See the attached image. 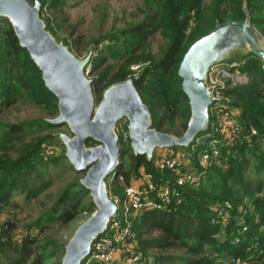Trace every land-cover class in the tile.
Returning <instances> with one entry per match:
<instances>
[{"label":"trees","instance_id":"obj_1","mask_svg":"<svg viewBox=\"0 0 264 264\" xmlns=\"http://www.w3.org/2000/svg\"><path fill=\"white\" fill-rule=\"evenodd\" d=\"M50 1L51 8L61 5L60 0ZM145 2V18L138 24L123 30L125 33L133 32L136 36L133 44L121 52L125 60L112 76L105 71V74L93 80L92 85L97 90L100 87L106 90L115 83L128 80L132 74L131 66L139 62H150L153 64L151 68L159 71V75L170 77L177 74L182 81L179 67L192 44L209 34L217 23L245 20V7H248L252 15V23L264 34V0H145ZM7 24L8 27L3 29L0 35L2 37L0 41V103L9 106L16 101L17 96L13 94L12 87L13 80H16L20 90L27 93L31 99L39 101L41 98L49 104L53 103L54 108L58 109V104H55L58 99L47 88L42 71L31 58L29 51L21 46L9 20ZM155 30H160L167 39V45L162 50L159 61H153L150 51L146 53V40ZM139 51H142L141 55L138 54ZM249 53L252 58L244 66L251 75V81L248 85L239 87L233 92L246 99L251 97L261 99L262 102L264 100V61L255 53ZM142 79L136 81V87L150 108L152 118L155 120L153 127L169 133L171 131L164 129L167 115L176 116L181 113L182 127L187 129L191 107L182 84L176 90H170L165 80L157 79L156 82L160 86L155 88V91L151 87L147 88ZM147 95L156 98L154 104L149 105ZM243 118L248 126H256L258 129L261 138L259 142L261 141V146H263L260 148L262 156L257 169L258 172L264 171V106L257 109L253 106L244 108ZM28 125L29 123L11 125L5 122L0 123V150L2 152L0 154V212L5 206L13 205L12 197L16 191H26L30 198L42 186L48 184L44 176L43 164L40 163L44 169H39L37 164L32 162L40 151L42 140L40 137L30 141L26 140L27 130L25 129ZM49 137L56 136L51 134ZM16 146L20 148V153L13 158L8 152ZM224 150L225 148H222V153ZM239 151L241 156L230 157L227 170L211 168L209 170L211 175L205 176L199 186L184 187L180 199L174 201L168 209L143 210L135 217L134 228L144 255V258L140 260L141 264H210L208 252L211 249L221 258L238 259L247 254V246H250L247 240L239 244L231 239L219 242L216 232L220 228L214 222V215L209 210L210 204L216 200H232L236 197L234 200L237 205L244 195L252 194L253 206L261 212L260 219L264 222L263 180L255 179L248 182L245 175L248 148L243 145ZM121 156L129 161V166L119 169L118 174L114 175L112 182L109 183V186L115 190H120L122 183L125 186L130 185L132 175L138 173L141 167L155 172L157 177L161 175V172L153 167L151 160L135 154L130 145L121 148ZM221 156L220 161L223 159ZM236 162H239L237 166ZM169 174L165 172L166 178ZM118 176H122L123 182L117 180ZM217 176L218 183H212ZM76 185L80 186V190L74 189L75 185L72 184L58 196L49 212V219L66 224L75 218L81 205V191H89L81 182H77ZM237 192L242 193L243 196L234 195ZM252 192L255 194L253 195ZM248 224L253 228L252 222ZM14 228L15 225L7 221L0 231V240L4 237L8 240L7 245H11ZM256 231L252 229L249 235L257 236V239L262 240L261 250H264V234L259 232L257 235ZM35 243V238L29 236L21 244L16 245L17 256L12 263L47 264V259L52 254L47 250L48 245L54 244V248L62 246L63 251L66 247L65 244L49 242L47 246L42 245L39 248L34 245ZM180 250L183 252L178 253ZM260 256L262 257L251 264H264V253Z\"/></svg>","mask_w":264,"mask_h":264},{"label":"rangeland","instance_id":"obj_2","mask_svg":"<svg viewBox=\"0 0 264 264\" xmlns=\"http://www.w3.org/2000/svg\"><path fill=\"white\" fill-rule=\"evenodd\" d=\"M31 5H34L36 1L41 3V18L47 24L48 30L59 41L64 43L77 57L85 59L89 55L91 56L90 64L87 68V76L92 80H96L101 74H105L106 71L109 76H112L122 65L125 60L121 56V52L124 48L131 46L136 36L133 32L125 33L123 30L127 27H132L138 24L145 18V0H60L61 5L57 8H51L50 0H28ZM6 17H0V35L3 29L8 27ZM2 41V37H0ZM147 51H150L153 61H159L162 56V50L167 45V39L161 34L160 30H155L146 40ZM139 55L142 51L138 52ZM252 58L251 53L246 54L243 50H234L230 55L220 64L215 66L211 70V74L208 78L210 86L218 87L217 97L221 99L220 105L224 108H228L229 117L237 122L241 127L234 134L232 142H226L229 144L221 145L219 148H225L222 153L223 159L217 160L208 168L200 169L198 172L199 180L196 183L189 185L199 186L201 182L208 176L210 169L217 167L227 170L228 161L230 157L241 156L240 149L243 145H246L248 151L246 156L248 162L245 163V175L248 182L250 180L262 179L264 186V171L258 172L259 159L261 158V139L256 126H248L244 122L243 111L244 108L251 106L261 108L264 106V100L255 99L251 97L246 99L236 95L233 91L239 87L246 86L251 81V75L245 68V64ZM103 59V60H101ZM150 62L134 63L131 66V72L129 78L138 77L143 78L144 85L147 88L151 87L152 90L160 86L156 80H165L170 90H176L182 84L178 75L172 76L159 75V71L154 70ZM31 78H33L31 76ZM34 79V78H33ZM18 82L13 80V94L17 96L16 101L9 106L4 103H0V123L6 124H19L29 123L25 130H27L26 140L30 141L34 138L42 140V145L39 153L33 158L34 163L37 164L39 169H44V176L48 180V184L42 186L35 195L30 198L27 196L26 191H16L12 197L13 205L5 206L0 212V231L2 226L6 225L7 221L12 222L15 225L12 231V244L7 245L8 240L3 237L0 240V264H13L12 261L16 258L15 246L21 244V242L27 237L31 236L35 238V246H42L50 243H60L67 245L71 238L74 236L77 229L86 222L94 213L93 208H96L91 191L82 190L81 205L77 210V214L74 219L66 224L58 223L49 219V212L57 201L58 196L74 184V189L80 190V186L76 185L77 182H81V179L85 176L86 172H78L67 157V147L63 140L57 135L59 132L73 135L69 126L63 124H53L50 119L56 118L59 115V108L55 109L52 104L47 101H39L31 99V97L20 90ZM116 84V83H115ZM114 85V84H113ZM93 87V85H92ZM107 90V89H106ZM103 88L97 90L93 87V92L96 100L101 102L104 92ZM145 90V89H144ZM149 105L155 103L154 97L147 95ZM58 104V101L55 103ZM54 104V105H55ZM251 105V106H249ZM161 110V108L159 109ZM179 113V112H178ZM177 113V114H178ZM179 113L176 116H169L165 120L164 129H167L177 136H182L185 133V128L182 127L183 118ZM53 124L51 126L49 123ZM152 126L155 124L154 118H151ZM189 122V121H188ZM213 122H217L213 119ZM188 126V125H187ZM256 131V134L254 131ZM117 134L120 137V149L127 146L121 139L125 135H129L128 119L123 118L117 124ZM56 137L51 138L49 135ZM221 140V137L220 139ZM224 140V142H225ZM131 141V139H130ZM87 146H96L93 138H89L86 142ZM190 149L191 147H176ZM160 148H156L151 160L153 167L156 169L155 160L159 153ZM133 150V149H132ZM134 152V151H133ZM190 152V151H188ZM11 157L15 158L20 153V148L17 146L9 149ZM0 154H2L0 150ZM221 156V157H222ZM147 157V156H145ZM57 158V159H56ZM148 158V157H147ZM237 158V157H236ZM123 159V158H122ZM240 158H238L239 160ZM241 160V159H240ZM188 165L185 166V172L196 173V153H190L187 159ZM240 162V161H239ZM239 162H236V166ZM129 161L123 159V163L120 169L128 168ZM237 169V168H236ZM147 171L145 167H141L138 173L133 174L131 177L130 185H137L143 179H140L141 171ZM219 171V169H218ZM171 181L175 179L174 174H169ZM114 178L112 174L108 182L111 183ZM120 182H123V178L118 176ZM206 181V180H205ZM215 181V182H214ZM218 176L212 183H218ZM211 183V184H212ZM40 184V182L38 183ZM128 185V186H130ZM124 183L121 184L120 190H115L109 186L110 197L122 200L125 197L126 188ZM186 187V186H185ZM253 195L255 194L252 192ZM183 194V189L181 196ZM236 196L242 195L237 192ZM251 195H244L243 198L235 204L236 197L232 200H216L209 206V210L214 215V222L219 225V230L216 232V237L219 242H223L227 239H231L234 243L239 244L241 242H249L250 246H247V254L238 259L221 258L217 255L213 249L208 252L210 258V264H251L258 260L264 250H261L262 240L257 239V236L249 235L250 232L257 230V235L264 234V222L261 221V212L256 210L253 206ZM176 201L175 199L173 202ZM172 202V203H173ZM225 202L231 204V208L225 207V210L220 213L221 208ZM95 204V203H94ZM142 211L138 212L140 214ZM253 223V228L248 223ZM256 225V226H255ZM247 229L244 230L243 227ZM259 228V229H258ZM135 232V233H134ZM132 240L124 248L120 255V261L125 264H141L140 262H129L131 255L139 254L144 258L143 252L140 247L139 238L134 228ZM252 239V240H251ZM250 240V241H249ZM50 242V243H49ZM47 246V245H46ZM48 252H52L47 259V264H60L63 263L64 256L66 254L63 251L62 246L54 248V244L48 245ZM209 250V249H208ZM183 252L182 250L178 253ZM84 264H103L100 261L87 262Z\"/></svg>","mask_w":264,"mask_h":264},{"label":"water","instance_id":"obj_3","mask_svg":"<svg viewBox=\"0 0 264 264\" xmlns=\"http://www.w3.org/2000/svg\"><path fill=\"white\" fill-rule=\"evenodd\" d=\"M40 11L39 1L31 5L28 0H0V17L9 19L21 46L29 51L47 88L58 99L59 115L50 122L67 124L73 134H57L67 147L66 155L78 172H86L81 183L91 191L96 208L66 245L63 259V264H83L93 243L118 213L108 182L123 163L118 122L128 119L132 149L148 159L153 158L156 148L191 147L207 132L210 108L217 101L214 87L208 83L210 69L238 49L253 52L264 61V34L252 23V15L245 7V20L217 23L209 34L192 44L179 67L191 117L185 133L177 136L152 126V114L136 87V76L110 86L98 103L86 72L91 56L80 59L59 42L47 29ZM89 138L97 145L87 146Z\"/></svg>","mask_w":264,"mask_h":264},{"label":"built area","instance_id":"obj_4","mask_svg":"<svg viewBox=\"0 0 264 264\" xmlns=\"http://www.w3.org/2000/svg\"><path fill=\"white\" fill-rule=\"evenodd\" d=\"M215 66L210 69L208 78ZM212 87H214L213 95L217 101L210 108V123L207 132L200 135L190 149H159L155 166L161 175L157 177L153 171H141L140 179L143 181L137 185L128 186L122 200H114L118 205V213L110 219L107 230L93 243L87 262L100 261L103 264H125L120 261V255L134 235V215L143 210L168 209L174 199H180L182 189L185 186L199 180L201 173L198 170L208 168L220 158L222 148L219 147L232 142L234 134L237 131L239 133L241 126L229 117L228 108H223L220 105L221 99L216 96L219 88ZM213 119H216L217 122H213ZM253 131L256 134V131ZM220 137L221 140H219ZM121 142L132 147L129 135H125ZM190 153H196V173L185 172ZM166 171L174 174L175 179L173 181L170 177L166 178ZM119 177L122 178V176ZM225 207L231 208V204L225 202L221 208V214H223L222 211L225 210ZM243 229L246 230L247 227L244 226ZM141 259V255L134 254L128 261L135 263Z\"/></svg>","mask_w":264,"mask_h":264}]
</instances>
